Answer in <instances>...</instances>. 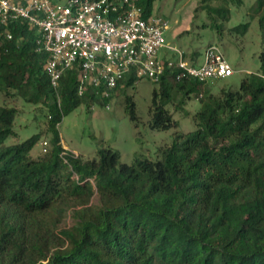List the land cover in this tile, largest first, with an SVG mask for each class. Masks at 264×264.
I'll return each instance as SVG.
<instances>
[{
    "label": "trees",
    "instance_id": "1",
    "mask_svg": "<svg viewBox=\"0 0 264 264\" xmlns=\"http://www.w3.org/2000/svg\"><path fill=\"white\" fill-rule=\"evenodd\" d=\"M152 2L140 0L147 17ZM253 9L264 30V0ZM214 10L230 18L223 6ZM10 30L8 39L0 29V93L45 104L53 136L38 157L31 151L40 134L5 144L18 110L0 103V264H264V51L261 71L238 90L215 94L204 82L165 76L153 92L152 127L179 125L167 108L174 92L182 103L202 96L198 127L178 132L157 159L128 164L111 147L84 160L63 146V117L108 100L90 87L79 94L77 67L55 89L37 28L17 21ZM127 102L138 120L133 98Z\"/></svg>",
    "mask_w": 264,
    "mask_h": 264
},
{
    "label": "rangeland",
    "instance_id": "2",
    "mask_svg": "<svg viewBox=\"0 0 264 264\" xmlns=\"http://www.w3.org/2000/svg\"><path fill=\"white\" fill-rule=\"evenodd\" d=\"M54 1L66 3L68 0ZM256 1L242 0L239 4L231 0H153L152 15L163 17L169 24L164 33L166 45L183 50L187 59L196 64L204 62L209 45L221 48L234 73L205 82L204 87L218 94L224 87L238 90L249 73L261 71L264 30L260 14L254 13ZM219 6L229 10V19L222 18L214 10ZM246 24L248 27L242 33ZM168 47L163 48L161 55L176 58L178 53ZM159 87V83L149 78H138L134 84H122L114 90L106 103H95L93 107L80 105L58 123L62 144L84 160L97 158L101 147L119 151L121 163L131 164L138 156L157 159L160 149L171 145L178 132L197 129L194 115L201 107L202 98L199 94H192L182 103V94L174 92L167 108L179 125L166 130L157 129L152 127L151 106L153 92ZM128 97L133 98L138 120L131 118ZM0 103L18 110L14 131L5 144L22 142L40 134L31 154L38 157L51 149L53 133L45 104L27 102L11 92L0 93Z\"/></svg>",
    "mask_w": 264,
    "mask_h": 264
},
{
    "label": "built area",
    "instance_id": "3",
    "mask_svg": "<svg viewBox=\"0 0 264 264\" xmlns=\"http://www.w3.org/2000/svg\"><path fill=\"white\" fill-rule=\"evenodd\" d=\"M17 21L37 28V49L47 54L45 68L55 89L75 67L81 73L79 94L90 87L106 100L129 75L160 83L173 74L175 81L205 83L234 73L218 45H209L201 64L188 60L183 50L168 47L167 20L145 16L140 0H0V29L6 38L13 37L10 25ZM166 47L177 57L161 55Z\"/></svg>",
    "mask_w": 264,
    "mask_h": 264
},
{
    "label": "crops",
    "instance_id": "4",
    "mask_svg": "<svg viewBox=\"0 0 264 264\" xmlns=\"http://www.w3.org/2000/svg\"><path fill=\"white\" fill-rule=\"evenodd\" d=\"M196 56V55H195ZM64 147L66 146L64 143H63ZM67 147V146H66Z\"/></svg>",
    "mask_w": 264,
    "mask_h": 264
}]
</instances>
